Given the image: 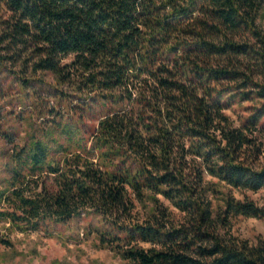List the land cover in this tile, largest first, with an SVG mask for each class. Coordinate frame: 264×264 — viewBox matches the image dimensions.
Instances as JSON below:
<instances>
[{"label": "trees", "instance_id": "trees-1", "mask_svg": "<svg viewBox=\"0 0 264 264\" xmlns=\"http://www.w3.org/2000/svg\"><path fill=\"white\" fill-rule=\"evenodd\" d=\"M0 1V60L52 73L99 112L92 129L52 127L60 158L32 140L0 218L21 231L89 218L128 264H264V236L232 233L264 203L221 189H264V0ZM237 101L251 102L239 126Z\"/></svg>", "mask_w": 264, "mask_h": 264}, {"label": "rangeland", "instance_id": "rangeland-1", "mask_svg": "<svg viewBox=\"0 0 264 264\" xmlns=\"http://www.w3.org/2000/svg\"><path fill=\"white\" fill-rule=\"evenodd\" d=\"M10 14L0 1V22ZM259 23L264 29V10ZM85 97L69 86L59 85L48 71L26 69L22 62L11 57L0 60V193L11 187L15 170L28 172L19 163L26 158L34 138L47 142L51 158H60L62 152L53 145L54 135L65 146L68 141L65 135L51 133L54 125L73 122L83 131L97 125L99 112L89 114ZM249 105L251 102L237 101L228 108L227 113L236 126L248 116ZM258 126L254 136L262 150L254 162L264 166V117ZM221 189L232 191L240 199L264 203V189L241 191L223 183ZM214 203L217 205L219 200ZM10 208L7 201H0V213ZM89 222L86 217L74 218L64 226L51 223L47 229L21 231L0 218V264H128L113 250L100 247L96 235L87 232ZM232 224L234 235L252 241L264 236L261 218L239 215L233 218Z\"/></svg>", "mask_w": 264, "mask_h": 264}]
</instances>
